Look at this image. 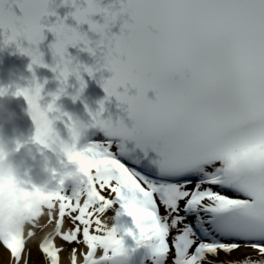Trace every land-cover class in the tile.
Returning <instances> with one entry per match:
<instances>
[{
    "label": "snow or ice",
    "instance_id": "6c2138e0",
    "mask_svg": "<svg viewBox=\"0 0 264 264\" xmlns=\"http://www.w3.org/2000/svg\"><path fill=\"white\" fill-rule=\"evenodd\" d=\"M13 2L23 6L22 15L6 24L0 14V29L31 24V39L45 0ZM125 3L128 20L109 45L113 77L103 88L106 99L126 106L132 124L104 118L100 102L92 135L77 153L86 179L70 190L60 181L44 191L52 214L33 212L27 237L54 224L38 245L50 264H60L57 237L82 241V261L100 244L105 254L122 256L120 264L141 247L153 264H213L209 257L241 247L259 258L221 264H264V0ZM121 85L123 92L116 91ZM129 141L144 158L149 150L157 158L142 162ZM111 209L114 223L104 233L101 217ZM25 237L0 238L15 264ZM76 253L73 248L70 264Z\"/></svg>",
    "mask_w": 264,
    "mask_h": 264
},
{
    "label": "clouds",
    "instance_id": "9594fccd",
    "mask_svg": "<svg viewBox=\"0 0 264 264\" xmlns=\"http://www.w3.org/2000/svg\"><path fill=\"white\" fill-rule=\"evenodd\" d=\"M16 7L21 11L23 6L13 0H0V14L6 24L9 17L20 16L14 10ZM43 8V14L36 21L38 34L33 35L31 39V24L23 23L3 28L4 40L0 51L15 45L18 51L28 55L31 58L28 66L31 76L13 77L7 83H0V238L26 236L31 231L33 212L52 214L48 210L49 201L42 194L51 188L50 185L56 186L63 181L64 187L71 189L81 186L82 181L86 179L88 170L80 163L77 153L92 135V114L99 110L101 101L95 109L86 104L87 118L64 110L57 101L62 97H70L73 102L82 100L87 87L85 74L95 78L96 74L100 73L102 86L103 82L112 79L113 73L109 71L108 65L115 50L109 45L112 38L120 35L129 16L125 0H112L107 4L104 0H45ZM62 8L68 9L63 16L59 12ZM52 17H55L54 22L50 19ZM69 19L75 21V26L68 23ZM118 23L119 34L113 31ZM85 25L87 30L83 28ZM46 30L55 37L47 44L52 57L51 65L46 63L45 52L41 50V45L48 39ZM24 41H27L28 47L23 46ZM69 48H78L80 52L88 53L94 58V63L89 65L83 62L79 56L72 55ZM38 68H50L55 73L54 79L58 82L56 90L48 93L52 101L55 100L53 111L48 110L52 101L46 107L41 104L44 100L45 85L49 81L44 79L41 83L37 75ZM105 70L112 73L110 78L103 77ZM73 77L79 84L78 88L70 82ZM121 89L122 85L116 91L123 92ZM25 92L39 105L40 111L28 103ZM20 96L27 100L28 108L25 109V114L34 123V132L28 136L18 133L15 129L12 135L6 131L7 126L15 125L17 117L11 108V102ZM118 106L125 111L120 102ZM106 119L113 120L111 115ZM58 124H63L64 129L59 128ZM32 145H39L43 150L34 165L42 177L40 181L31 177L16 159L21 149ZM110 230L111 227L105 224L104 233ZM89 253L91 260L85 259L82 264H120L122 260V256L112 249L105 254L104 247L100 244H97L94 252L89 249ZM77 261L78 258L76 264Z\"/></svg>",
    "mask_w": 264,
    "mask_h": 264
},
{
    "label": "bare ground",
    "instance_id": "6f19581e",
    "mask_svg": "<svg viewBox=\"0 0 264 264\" xmlns=\"http://www.w3.org/2000/svg\"><path fill=\"white\" fill-rule=\"evenodd\" d=\"M111 211H107L102 215L101 219L111 227ZM47 217L41 220V224L45 223ZM72 225V221L68 218L65 220L64 230H68ZM54 231V224L46 225L42 230H37L35 237L30 238L25 246V252L23 253L22 260L20 264H49L46 258L40 252L38 247L41 239L47 234ZM95 234V233H94ZM58 245L62 248L61 251V264H70L71 250L76 248L80 251L83 248L82 241L79 243H67L62 241L59 237L56 238ZM225 259H242L245 257L255 258L257 253L250 248L241 247L240 249L234 251L233 253L223 254ZM222 256V255H220ZM219 257V256H218ZM214 262H220L217 257L211 258ZM0 264H15V260L11 257V254L5 250L0 244Z\"/></svg>",
    "mask_w": 264,
    "mask_h": 264
}]
</instances>
